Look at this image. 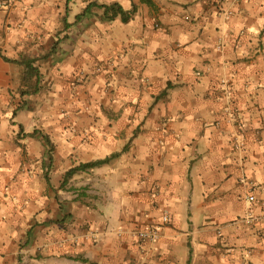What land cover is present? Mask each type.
I'll list each match as a JSON object with an SVG mask.
<instances>
[{
  "label": "crops",
  "instance_id": "obj_1",
  "mask_svg": "<svg viewBox=\"0 0 264 264\" xmlns=\"http://www.w3.org/2000/svg\"><path fill=\"white\" fill-rule=\"evenodd\" d=\"M1 1L0 264H264V0Z\"/></svg>",
  "mask_w": 264,
  "mask_h": 264
},
{
  "label": "trees",
  "instance_id": "obj_2",
  "mask_svg": "<svg viewBox=\"0 0 264 264\" xmlns=\"http://www.w3.org/2000/svg\"><path fill=\"white\" fill-rule=\"evenodd\" d=\"M69 1L70 0H68V2ZM94 7L103 9L105 18L109 21H113L117 17H121V19L124 22H127L133 17V15L136 12L135 7H134V9H132L130 11H126L118 3L112 4V5H100L98 3H92L85 9L82 16L85 15L88 11H90ZM48 56H49V54L46 55L44 58H46ZM5 60L7 62H12V63L18 64L19 66L23 67L22 82H21L22 87L20 89V94L22 97L36 95L40 92L41 74H40L39 67L36 66V64L38 62L37 59L24 58L22 60H10L8 58H5ZM20 131L23 132L22 126H20ZM38 133H39L38 131H34L32 134H29V136L33 137ZM42 137H43V141H44L45 145L48 147L49 157L51 160L52 152H53V148H54L53 144L47 135L42 134ZM118 156L119 155L117 154V155H113L111 158H108L105 160L81 164L80 166L69 170L65 175V179H64V182L62 185H66L73 178V176L75 174L82 172V171H87V170L93 169V168L100 166V165H103V164H106Z\"/></svg>",
  "mask_w": 264,
  "mask_h": 264
},
{
  "label": "built area",
  "instance_id": "obj_3",
  "mask_svg": "<svg viewBox=\"0 0 264 264\" xmlns=\"http://www.w3.org/2000/svg\"><path fill=\"white\" fill-rule=\"evenodd\" d=\"M12 0H2L1 6H8ZM249 201L254 202L256 199L254 196H249ZM256 218L250 217L248 219V222H256ZM169 221L168 216L163 217V223H167ZM135 237H138L140 241L145 243H155L160 239V231L157 228H152L148 230L139 231L137 233H134Z\"/></svg>",
  "mask_w": 264,
  "mask_h": 264
}]
</instances>
